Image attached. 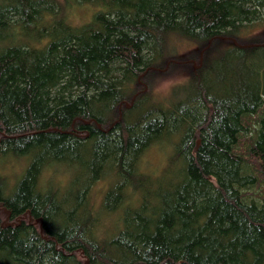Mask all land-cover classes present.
Here are the masks:
<instances>
[{"label": "trees", "instance_id": "obj_1", "mask_svg": "<svg viewBox=\"0 0 264 264\" xmlns=\"http://www.w3.org/2000/svg\"><path fill=\"white\" fill-rule=\"evenodd\" d=\"M82 1L0 0V264H264V0ZM173 39L208 47L159 103Z\"/></svg>", "mask_w": 264, "mask_h": 264}, {"label": "rangeland", "instance_id": "obj_2", "mask_svg": "<svg viewBox=\"0 0 264 264\" xmlns=\"http://www.w3.org/2000/svg\"><path fill=\"white\" fill-rule=\"evenodd\" d=\"M60 1L65 16L72 25L83 24L90 18L91 14L96 11V7L90 4H85L82 0ZM240 37L244 43L261 41L264 39V25L251 24L246 29H242ZM207 47L208 46H206V48ZM225 47H227L226 44L219 43L216 45L213 52L223 50ZM168 48L171 52L168 54L169 62L165 64V69L159 71L157 75H153L147 80L145 79L144 82L141 83L149 96H151L150 98L159 103L165 102L167 97H169L172 88L185 83L190 70L192 68H197L198 64L202 63V55L206 49L205 47L204 49L193 43L177 39L170 40L168 42ZM250 132V130L245 131L243 137L244 140L250 136ZM168 151L169 148L166 144L162 143L150 147L141 158L140 169L145 171L152 179H161V182H167L173 177V175H171L168 180L166 179L173 172V165L167 167L166 157H168ZM61 180L66 183L67 186V180L63 177ZM104 190L105 182L100 181L95 185L93 196L98 198ZM1 222L6 224L11 221L8 219L5 220V215L3 214Z\"/></svg>", "mask_w": 264, "mask_h": 264}, {"label": "water", "instance_id": "obj_3", "mask_svg": "<svg viewBox=\"0 0 264 264\" xmlns=\"http://www.w3.org/2000/svg\"><path fill=\"white\" fill-rule=\"evenodd\" d=\"M2 212H3V214H5L6 216H5V220H7L8 219V212L7 211H5V210H2ZM16 221H18V220H16Z\"/></svg>", "mask_w": 264, "mask_h": 264}]
</instances>
